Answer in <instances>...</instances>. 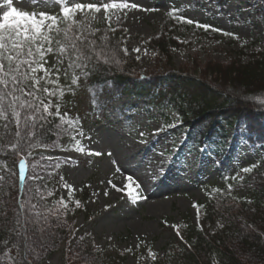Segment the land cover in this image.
Wrapping results in <instances>:
<instances>
[{
  "label": "trees",
  "instance_id": "16d2710c",
  "mask_svg": "<svg viewBox=\"0 0 264 264\" xmlns=\"http://www.w3.org/2000/svg\"><path fill=\"white\" fill-rule=\"evenodd\" d=\"M261 1L264 4V0ZM174 8L177 7L173 6L172 10ZM259 17L264 24V7ZM172 18L169 16V20ZM102 20L105 23L104 17ZM104 26L103 35L96 32L95 38L108 35L112 45L118 50L127 48L128 54L119 51V65L92 69L87 77H81L78 84L72 86L73 91L66 92L63 97L41 96L45 102L59 103L61 113H67L66 119L75 123L69 127L55 117H49L42 127L38 122V137L33 138V143L38 146L30 155L24 154L26 179L23 183L18 175L20 157L0 146V175L6 176V180L0 182V264H12V257L19 259L20 250L12 248L11 244L21 241L12 229L19 228L16 219L23 216L19 203L25 201L28 189L33 193V202H36L35 193L40 189L45 197L41 202L49 207L59 199L68 203L67 211L61 209L64 211L60 217L63 223H59L55 216L50 218L53 225L50 239L46 240L37 264H44L61 247L62 264H125L128 252H119L112 247L100 249L95 244L93 230L78 231L76 227L79 215L86 218L94 215L87 210L91 199L90 183L78 193L72 191L70 198L68 190L63 187L67 183L66 165L89 166L93 159H66L46 152L64 150L81 154L76 151V140L84 147L88 137L86 125L106 121L107 116L117 118L122 111H115L111 104L125 97L143 101L146 111H155L166 122L175 116L184 136L178 154L202 152L212 157L218 164L220 181L218 186L207 187L204 201L197 204L200 206L196 208L199 214L197 224L185 215L175 227L183 245L174 246L175 249L171 246L161 256L155 253V260L148 256L152 247L140 245L137 264H264V49L256 51L253 42L250 46L228 51V62H216L208 54L209 59L203 65L198 62V57H191L190 68L175 69L172 53L184 46L172 36L161 35L149 40L139 35L124 38L125 30L112 32L107 22ZM142 44L155 54L151 70L141 71L138 54L132 51ZM247 48L249 52H246ZM73 75L75 73L70 72L66 81L61 73V85L69 87ZM126 109L133 110L132 107ZM73 128L82 134L77 136ZM227 129L242 137L251 147H259L257 167L253 173L244 174L242 180L230 179L238 175L231 174L230 162L226 158ZM12 131L14 122L0 121V136L9 137ZM34 168L41 177L38 180L32 178ZM229 185L232 191L227 194ZM213 189H221L226 194L213 193ZM241 191L249 194L240 196ZM48 192L52 195L48 196ZM77 201L79 207H76ZM4 241L9 244L5 245ZM5 252L9 254L5 255Z\"/></svg>",
  "mask_w": 264,
  "mask_h": 264
},
{
  "label": "rangeland",
  "instance_id": "374dc122",
  "mask_svg": "<svg viewBox=\"0 0 264 264\" xmlns=\"http://www.w3.org/2000/svg\"><path fill=\"white\" fill-rule=\"evenodd\" d=\"M128 2L139 5V8L119 13L121 15L119 22L113 16L111 26L125 30L124 38L139 35L144 40H149L161 35L167 37L170 35L178 40L184 47L172 53L175 69L190 68L191 57H198V62L203 65L209 59L208 54L216 62H228V51L250 46L253 42L256 51L264 49V24L259 17L260 10L264 7L261 0L222 2L128 0ZM53 5L54 0H47V5L44 0H31V3L27 0L24 2L14 0L13 3L19 10L46 11L58 15L59 8ZM173 6L181 9L180 15L220 31L198 29L195 25L182 23L175 18L169 20L168 13L172 11ZM0 8H3V0H0ZM92 16L98 18L92 19ZM103 17V12L89 14V27L98 29L100 35L105 31L106 22L109 24L108 21L103 22ZM76 19H82V15L78 13ZM135 48L140 49L138 53L135 52L138 54L139 69L141 71L153 69L152 58L155 54L145 44ZM246 50L250 51L249 48ZM48 61L51 65L54 63V57L49 56ZM143 104V101L132 100L129 97L119 99L112 103L111 107L115 111H122L123 117L117 114V118L107 116L106 121L96 125L87 124L89 136L84 143L85 153L77 155L61 151L52 152L67 159L88 160L93 157V162L89 166L76 164L64 168L67 184L72 186L75 193L90 182L91 199L87 204V210L94 215L89 218L79 215L76 227L78 231L93 230L95 244L100 249L112 247L119 252H128L125 264H137L140 245L143 248L151 246L152 252L158 256L169 251L171 246L172 248L182 246V240L177 237L173 226H177L185 215L197 224L198 214L193 204L204 201L207 187L220 185L218 164L212 157L202 152L186 151L182 155L178 154L184 136L175 121V116L166 122L155 111L151 113L146 111ZM127 107H132L133 110L128 111ZM170 124L175 126L168 127ZM161 128L163 130L159 134H154ZM141 131L146 133L143 138L139 136ZM228 131L226 158L230 162L231 174L243 176L245 173L239 170L256 164L258 148L248 145L242 137L236 136L235 132ZM140 139H145L146 142L141 144ZM87 150L103 154L92 156L87 154ZM108 153L112 155L109 156ZM166 156H174V159L168 160L164 165L167 169L166 174L150 178V174H146L150 161L151 172L158 173L156 162ZM117 167L120 169L119 172L116 171ZM128 175L141 184L138 190L141 198L135 203L129 201L123 191L118 193L108 185V181L112 180L123 187L126 182L124 178ZM105 191L109 193L107 196L104 195ZM248 194L247 191L240 192V196ZM62 255L63 247L52 254L44 264H62Z\"/></svg>",
  "mask_w": 264,
  "mask_h": 264
},
{
  "label": "snow or ice",
  "instance_id": "6c2138e0",
  "mask_svg": "<svg viewBox=\"0 0 264 264\" xmlns=\"http://www.w3.org/2000/svg\"><path fill=\"white\" fill-rule=\"evenodd\" d=\"M24 2V0H21ZM31 3V0H27ZM14 0H3V8H0V121L10 120L14 122V131L9 137L0 136V146L10 149L20 157L19 159V181L23 183L26 179V156L31 154V150L37 147L33 143V138L38 137L36 131L39 126L49 117H55L62 122H66L71 127L75 122L67 120V113H61L59 103L55 105L51 100L45 102L44 97H63L66 92L73 91L72 86H76L81 77H87L92 69L102 67L103 65H119V51L124 55L128 54V49L118 50L116 46L110 43L108 35L95 38L98 29L89 27V14L103 12L104 19L109 22V29L112 32L117 31L111 27L113 16L119 22L121 15L119 13L128 9H137L139 5L129 3L128 0H96V2H76V0H54L55 7L59 8V14L53 15L46 11L19 10L13 6ZM47 5V0H44ZM6 8V10H3ZM82 15V19L77 20V14ZM170 17L179 20L188 25H195L198 29L220 31L210 25L194 21L179 14V9L174 8L168 13ZM92 19L98 17L92 16ZM225 35H234L224 33ZM62 37V38H61ZM133 52H139V48L132 49ZM54 57V63L49 65L48 57ZM65 61L67 65L65 66ZM102 62V64H101ZM75 73L70 79V86L65 88L60 83L61 73L64 74L67 81L69 73ZM55 77V78H53ZM52 85V87H48ZM264 103V102H262ZM55 108V111L52 109ZM175 125H168L174 127ZM7 128L8 125H5ZM163 129H157L154 134H159ZM76 135H81L79 129L73 128ZM140 137H145L146 133L139 132ZM75 139V136L72 137ZM145 139H140L139 143L144 144ZM76 151L81 154L86 149L76 140ZM88 155L100 156L103 153L87 150ZM109 156L112 153H108ZM163 155V154H162ZM174 159V156H166L161 161H157L159 172H151V161L146 174L150 178L156 175L166 174L165 164L168 160ZM113 163H117L113 161ZM170 167V165H168ZM257 167L255 163L251 166L241 168L239 171L245 174L253 173ZM120 171L119 167L116 169ZM33 179H40L38 173L33 169ZM123 187L108 181V185L116 192H124L129 201L135 203L140 199L139 189L141 184L131 175L126 176ZM232 180H242V176L231 177ZM6 176L0 175V182H4ZM71 197L72 186L65 183L63 185ZM232 186L229 185L226 193L230 194ZM213 193L226 194L221 189H213ZM135 193V195H134ZM109 193L104 192L107 196ZM26 199L19 203V209L23 216L16 219L19 228H14L15 236L21 241L19 244L12 243L11 247L19 249V259L12 257V264H37L39 254L45 247L46 240L50 239V230L52 224L50 218L55 216L59 223H63L60 217L68 209V203L64 199L54 202L53 207L42 203L45 199L40 189H37L35 196L36 202H33V193L28 189L25 193ZM48 196L52 193L48 192ZM211 195V194H210ZM235 199V198H233ZM80 202H76L79 207ZM194 208H199L193 204ZM63 209L64 211H61ZM199 216V214H198ZM177 227V226H173ZM223 227V225H220ZM250 227V226H249ZM177 235H180L177 231ZM8 245V241H4ZM8 255V252L4 253ZM148 256L153 260L156 254L149 250Z\"/></svg>",
  "mask_w": 264,
  "mask_h": 264
}]
</instances>
